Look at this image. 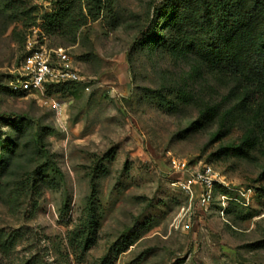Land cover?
<instances>
[{
  "label": "rangeland",
  "instance_id": "1",
  "mask_svg": "<svg viewBox=\"0 0 264 264\" xmlns=\"http://www.w3.org/2000/svg\"><path fill=\"white\" fill-rule=\"evenodd\" d=\"M162 4L81 0L69 33L47 20L63 0H0V114L20 116L0 118V264H264V148L224 153L246 123L204 110L235 108L231 85L194 76L188 101V60L146 49ZM34 31L87 82L16 90ZM205 165L208 204L179 186Z\"/></svg>",
  "mask_w": 264,
  "mask_h": 264
},
{
  "label": "trees",
  "instance_id": "2",
  "mask_svg": "<svg viewBox=\"0 0 264 264\" xmlns=\"http://www.w3.org/2000/svg\"><path fill=\"white\" fill-rule=\"evenodd\" d=\"M63 2L58 14L47 20L51 27L66 26L73 33L85 19L82 8L77 15L72 11L81 0ZM155 15L145 47L151 53L164 51L188 60L189 79L178 89L182 97L192 100L187 82L197 75L210 74L231 85L226 99L236 101L235 108L220 113L218 104L204 110L221 114L225 122L239 115L246 123L242 144L225 148L224 153L243 155L245 148H264V0H163ZM64 85L68 83L49 85L46 91ZM0 118L14 123L20 116L3 113Z\"/></svg>",
  "mask_w": 264,
  "mask_h": 264
},
{
  "label": "built area",
  "instance_id": "3",
  "mask_svg": "<svg viewBox=\"0 0 264 264\" xmlns=\"http://www.w3.org/2000/svg\"><path fill=\"white\" fill-rule=\"evenodd\" d=\"M28 36L24 47V56L17 69L13 87L29 93H44L49 85L87 82L73 64L68 49L63 47H48L36 35ZM173 167L178 171L187 169L185 161L173 159ZM218 175L210 165H205L191 180L180 182L184 192H190L194 184L202 188L201 201L208 204L215 193V183Z\"/></svg>",
  "mask_w": 264,
  "mask_h": 264
}]
</instances>
